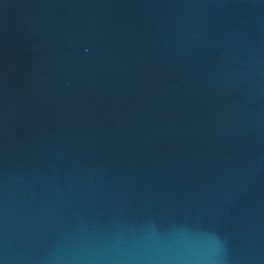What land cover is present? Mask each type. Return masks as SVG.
Segmentation results:
<instances>
[{"label": "water", "instance_id": "95a60500", "mask_svg": "<svg viewBox=\"0 0 264 264\" xmlns=\"http://www.w3.org/2000/svg\"><path fill=\"white\" fill-rule=\"evenodd\" d=\"M0 264H264V0H0Z\"/></svg>", "mask_w": 264, "mask_h": 264}]
</instances>
